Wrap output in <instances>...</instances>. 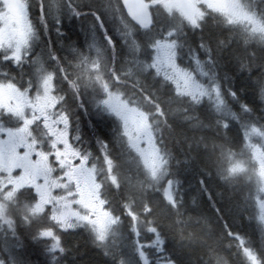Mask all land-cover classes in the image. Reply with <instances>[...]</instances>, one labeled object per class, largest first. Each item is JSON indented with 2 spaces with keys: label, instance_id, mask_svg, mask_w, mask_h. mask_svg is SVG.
Listing matches in <instances>:
<instances>
[{
  "label": "snow or ice",
  "instance_id": "6c2138e0",
  "mask_svg": "<svg viewBox=\"0 0 264 264\" xmlns=\"http://www.w3.org/2000/svg\"><path fill=\"white\" fill-rule=\"evenodd\" d=\"M255 3L0 0V64L21 70L14 74L9 68L0 69V218L5 217L9 202L30 197V215L43 221L29 225L32 239L50 242L46 247L53 254L54 264L69 251L61 233L79 227L90 230L92 243L105 256L116 253L117 264H124L116 246L125 224L132 237L128 247L137 258L136 264H180L165 254L169 239L177 243L176 224L183 204L178 195L181 181L172 164L173 160L180 162L165 147L167 139L183 131L177 127V113H186L182 118L195 121L193 127H211L223 139L222 155L231 163L226 169L218 168L217 175L226 180L232 178L239 164L232 163L235 154L230 149L225 152L224 146L232 144L231 122L240 123L253 173L258 177L259 190L264 192V124L254 127L257 121H242V114L251 115L253 106L231 89L225 93L218 82L216 55L228 47L231 39L216 38L213 47L204 35L206 18L211 17L213 23L219 17L230 29L239 27L246 37L264 40V0H260L259 10ZM33 10L39 13L35 18ZM65 13L77 19L94 17L93 39L87 49L69 45L71 57H60L49 40L46 60L36 55L29 61L33 44L40 39L39 32L47 34L50 21L54 22L56 35H64L60 25ZM105 18L111 21L120 47L126 49L123 57ZM97 27L102 39L96 35ZM185 29L201 32L195 48L186 41ZM232 35L233 31L229 33ZM241 47L243 51L235 55V60L240 71L251 72L258 66L256 53L249 50L247 39ZM185 58L191 66L182 63ZM48 61L52 62L51 68ZM193 62L196 68L190 71ZM26 63L32 66L27 78L23 72ZM259 67L264 69V63ZM253 84L256 99L264 106V71L253 79ZM68 98L86 114V105L91 101L98 113L114 116L118 130L113 141L97 137L95 154L82 147L78 118ZM205 98L216 113L211 123L197 112ZM229 98L239 104L238 112L232 111ZM16 137L24 141L23 155L16 151L20 146L14 143ZM133 172L135 183L129 176ZM200 185L214 206L216 192L206 179H201ZM113 187L117 191L113 192ZM150 191L158 193L159 198L153 199ZM255 205L264 225V199ZM164 221L168 222L167 230L162 227ZM8 224L15 236L12 221ZM221 232L223 235L214 244L203 246L205 264H228L225 244L231 250V264H264V249L257 251L248 237L226 223ZM178 246L183 248L182 244ZM0 264L6 261L0 259Z\"/></svg>",
  "mask_w": 264,
  "mask_h": 264
},
{
  "label": "trees",
  "instance_id": "16d2710c",
  "mask_svg": "<svg viewBox=\"0 0 264 264\" xmlns=\"http://www.w3.org/2000/svg\"><path fill=\"white\" fill-rule=\"evenodd\" d=\"M255 6L260 8V0H256ZM87 33L88 36L93 38V25L96 24L94 17L91 15L87 16ZM208 24L204 30L205 38L210 39L213 47H215L216 38L220 39H231V43L227 48H224L216 55V67L214 71L217 74L218 82L221 84L222 88L225 90V93L228 89H231L238 94V98L245 103H248L253 106L254 111L251 115L242 114V121L255 120L257 125L264 123V106H262L258 99H256L255 85L253 84V79L258 77L261 74L260 64L264 63V48H260L259 45L262 41L258 36L256 37H246L243 30L237 27L236 31H233V35L229 36V33L232 31L230 28H225L219 23V17L217 18L218 23L213 24L212 18L207 17ZM105 25L109 31V34L112 35L113 31L110 30V25L105 22ZM187 32L186 41L190 43L194 48L198 45L200 40L201 32L199 30L192 31L191 29H185ZM96 35L100 36L102 39V34L99 32V28L95 29ZM114 41L116 42L120 54L123 57L126 54V49L120 47L119 38L113 36ZM245 39H247V46L250 51L256 53V63L257 67H254L251 72L240 71L238 64L235 60V55L243 51L241 45L244 44ZM201 58H204V54L200 53ZM248 57H245L247 59ZM182 63L191 66V61L185 58ZM193 65V63H192ZM195 66V65H193ZM192 66V67H193ZM229 104L232 111H239V104L232 101L229 98ZM197 112L200 115V118L205 122L211 123L214 122L216 118V113L212 108L211 104L207 102V99L198 106ZM186 113L180 112L177 113V116L180 118V124H177L178 128H183L182 133H180L176 138L180 141V148L185 150L186 158L190 159V151L194 153L197 151L196 143L201 142V137H204V140H208L211 135L215 133L211 132V127L197 125L193 127L195 121H185L183 116ZM112 123L117 127L118 130V121L116 118H111L107 120L102 119V128L108 133H111L106 128V124ZM99 122H93L92 128H88L90 132H98L100 127H98ZM187 125H191V129L187 128ZM230 136L231 143L224 146V151L227 152L229 149L234 153L236 159H243L249 166H252V162L248 160V156L241 152L238 147L243 146V129L241 128L240 123L233 120L230 126ZM185 136L187 140L192 143V148L189 150L185 143ZM106 139L108 142L113 141V135L107 136L105 134L88 136L90 144L98 147L96 144V138ZM88 140V139H87ZM223 144V143H222ZM222 144H214V153H213V166L216 169L223 168L226 169L231 161H229L226 155H222ZM116 153L119 152L118 148H114ZM179 155V149L176 150ZM117 158H119L117 156ZM204 162V153L198 152L197 159L194 160L191 165H186L183 161H180L178 165H174L177 177L180 179L181 184L179 186L180 191L178 195L182 197L183 204L179 208L180 217L179 223L176 224V239L178 244H182L183 248L177 245V243L169 239L167 241L166 252L168 256L177 259L180 264H205L207 257L202 258V248L207 244H214L215 240L219 237V232L223 231L224 224H228L231 229L245 235L251 241L252 246L260 251L264 249V230L260 226V221L258 218L257 208L254 202L243 199L240 194H237L235 197L229 200H224L223 202L216 200V207H213L212 201L207 197V194L201 192L200 180L206 179L208 183L213 188V193L218 185L215 184V181L210 177L204 176V173L201 171L200 165ZM133 183H135L136 175L135 173L129 174ZM236 183H244L243 178H238ZM113 192L117 191L114 187ZM150 196H153V199L159 198L158 193L149 192ZM162 195V194H161ZM121 199V197H117ZM32 205L31 198L28 196H23L18 198L13 202L8 203V208L6 216L0 218V220L6 218H12L14 216H29L21 215L18 212L25 211L30 209ZM241 206H243V211H241ZM220 209V215L223 217V222L220 221L217 210ZM257 217V218H256ZM32 224H38L37 217H32L30 215ZM41 223V222H40ZM167 221L162 222V227H165L167 230ZM121 232L124 236V241L122 243L128 244L132 239L131 234L127 232L126 224L122 227ZM64 242L67 244L69 251L63 254L62 257L58 258V264H117V254L114 253L113 256H105L102 250H99L101 254L96 252V248L92 243V234L87 230L83 231H70L68 233L61 234ZM0 238H3L5 242L14 243L15 246H11L9 251L14 258H19L23 264H54L51 256H46L42 246L37 247L35 244H43L42 241H35L32 239L31 231L29 227H25L21 224H18L16 227V235L13 236L5 231H0ZM92 245L93 248H91ZM18 245L20 246L18 248ZM126 257H120L125 263L126 259H131L136 263V256L130 250H128ZM227 254L231 250H225ZM264 255V253H261ZM239 264V262H238Z\"/></svg>",
  "mask_w": 264,
  "mask_h": 264
},
{
  "label": "flooded vegetation",
  "instance_id": "af4514ba",
  "mask_svg": "<svg viewBox=\"0 0 264 264\" xmlns=\"http://www.w3.org/2000/svg\"><path fill=\"white\" fill-rule=\"evenodd\" d=\"M38 15H39L38 11L33 10V18H35ZM87 20H88L87 16L82 17L80 19H77L76 17H74L68 13H65L61 18V25H60L61 31L64 33V35L62 37H58L56 35L55 30H54L55 29L54 22L50 21L48 33L45 34L42 30L39 32L40 39L35 41V43L33 44V48H32V52H31L30 57H29V61L32 58H34L36 55H40L43 59L46 60V58H47V46L49 44V40H51V47L56 52V54L60 57H64V56L71 57L69 45L76 47L80 50H86L89 43L93 39L92 37L88 36V33H87V25H86ZM105 22L110 25V30L113 31L112 26H111V21L108 20L107 18H105ZM36 24H37V27L39 28V21L38 20L36 21ZM112 35L117 38V36H115L114 34H112ZM47 63H48L49 68H51L52 62L48 61ZM193 65H195V62H193ZM4 68H9V70H11L14 74H19V72L21 71L20 69L15 68V66H6V65L0 64V69H4ZM195 68H196V66L195 67L193 66L189 70L192 71ZM31 71H32L31 64L30 63L24 64L23 72L25 73L26 78H27V75L29 73H31ZM198 72H199V69H196V74ZM68 99H69V106L71 108L75 109L74 117L78 118L79 130H80V136H81V146L84 148H87L88 150L94 152V154H95L98 147L93 146L94 144H90L91 142L88 143L89 142L88 136H92V134H94V135L105 134L107 136L113 135V139H114V137L116 135L117 127L112 123L106 124V128L109 131H111V133L106 132L105 130H103L104 128H102V119L107 120V119H109V117H111V118H115V117L110 116L107 113H98L97 110H93V108L91 107L90 104L86 105V111H87V114H86L85 109H81V108L77 107L75 102L71 101L70 98H68ZM2 102H3V94L0 93V103H2ZM11 102L15 103V101H11ZM93 122H99L98 127H100V129L98 132H96V131L90 132L88 130V128L93 127V125H92ZM105 141L108 142V140H106V139H105ZM14 143L20 144V146L16 149V151L19 155H23L24 151L26 150L24 147V141L21 140L20 137H16V138H14ZM29 159L33 160L34 158L30 157ZM29 210L30 209H27L23 212L19 211L18 213L21 215H24V214L30 215ZM5 216H6V214H5ZM37 218H38L37 222L38 221H39V223L43 222L42 218H40V217H37ZM45 222L47 223L46 220H45ZM83 230H87V229L85 227H79L75 230H70V231H83ZM41 243H43V244H41V245L35 244V245H37V247L42 246V248L45 250L44 251L45 255L52 257L53 254L50 253L46 247V245L50 244V242L42 241ZM11 246H15V244L5 242L3 238H0V259L5 260L6 264H23L19 258H14L12 256L13 254H11L9 251ZM89 246L91 248H93L92 245L89 244ZM94 246L96 248L95 249L96 252L101 254V252L99 251L101 249L98 248L95 244H94ZM19 247L20 246L18 245V248ZM62 256H60V257H62ZM60 257H58V258H60Z\"/></svg>",
  "mask_w": 264,
  "mask_h": 264
},
{
  "label": "clouds",
  "instance_id": "9594fccd",
  "mask_svg": "<svg viewBox=\"0 0 264 264\" xmlns=\"http://www.w3.org/2000/svg\"><path fill=\"white\" fill-rule=\"evenodd\" d=\"M218 21H214L213 24H217ZM219 23L225 28H229V25L225 23L221 18H219ZM237 28L232 29V31H236ZM260 39V38H259ZM261 40V39H260ZM262 43L259 45L260 48H264V40H261ZM261 71H264V69H261ZM93 110H96L94 104L89 102ZM264 124V123H260ZM254 127H258L257 124L253 125ZM207 127V126H206ZM187 128L190 130L191 125H187ZM211 132H214V129L210 130ZM210 138L208 140H204V137H201V142L196 143L197 151L194 153L192 148V143L187 140V136H185V143L187 145V148L190 151V159L186 158L185 156V150L180 148V141L173 137L171 139H167V143L165 147L170 150L175 156L179 162L183 161L186 165H191V163L197 159V153L203 152L204 153V162L200 165L201 171L204 173V176L210 177L215 181V184L219 187L216 188V200H219L223 202L224 200H229L235 197L237 194H240L243 199H246L248 201H252L256 203L257 200L264 199V192H261L260 184L258 183V177L253 173L252 166L250 167L248 163H246L243 159H236L233 158L232 163L239 164V169L236 171V173L232 176L230 180H226L220 176L217 175L216 169L213 166V153H214V144H222L224 143L223 139L216 134L209 136ZM247 143V141H245ZM241 152L245 153L248 156V151L245 149L244 144L242 147H238ZM177 149H179V155L177 154ZM173 166L178 165L176 163V160L172 161ZM229 167V166H228ZM243 178L244 183H236L235 181L238 180V178ZM216 207V203L213 206ZM217 215L221 222H223V217L220 215L219 212H217ZM257 218V217H256ZM8 220L12 221V225L16 228L18 224H21L25 227H29V225L32 223L30 215L29 216H14L12 218H6L3 220H0V231H5L11 234ZM260 226L264 227V225L261 224ZM223 233L220 231L219 236H222ZM178 243V242H177ZM179 245V244H178ZM227 249V245L225 244V250ZM224 250V255L226 260L228 261V264H231L230 258L228 257L227 252Z\"/></svg>",
  "mask_w": 264,
  "mask_h": 264
},
{
  "label": "rangeland",
  "instance_id": "374dc122",
  "mask_svg": "<svg viewBox=\"0 0 264 264\" xmlns=\"http://www.w3.org/2000/svg\"><path fill=\"white\" fill-rule=\"evenodd\" d=\"M217 3L219 4H227L229 2V0H216ZM207 99V98H205ZM253 139H257L256 137H253ZM124 236L121 232L120 236L117 238L118 240V243H117V248L119 249V253L118 255L121 257H126V255L128 254V250H129V247H128V244L126 243H122L124 241ZM124 264H136L133 260L131 259H126L125 263Z\"/></svg>",
  "mask_w": 264,
  "mask_h": 264
}]
</instances>
